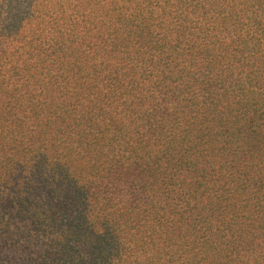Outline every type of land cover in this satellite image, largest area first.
<instances>
[{
	"label": "trees",
	"instance_id": "trees-1",
	"mask_svg": "<svg viewBox=\"0 0 264 264\" xmlns=\"http://www.w3.org/2000/svg\"><path fill=\"white\" fill-rule=\"evenodd\" d=\"M0 264H264V0H0Z\"/></svg>",
	"mask_w": 264,
	"mask_h": 264
}]
</instances>
